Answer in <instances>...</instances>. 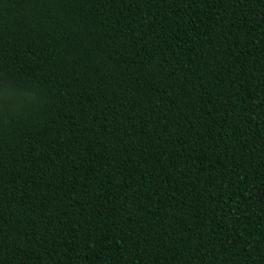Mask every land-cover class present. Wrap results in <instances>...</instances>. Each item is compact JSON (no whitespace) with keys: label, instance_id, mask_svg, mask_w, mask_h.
Instances as JSON below:
<instances>
[{"label":"trees","instance_id":"obj_1","mask_svg":"<svg viewBox=\"0 0 264 264\" xmlns=\"http://www.w3.org/2000/svg\"><path fill=\"white\" fill-rule=\"evenodd\" d=\"M0 264H264V0H0Z\"/></svg>","mask_w":264,"mask_h":264}]
</instances>
